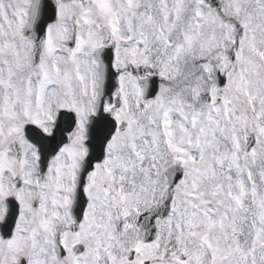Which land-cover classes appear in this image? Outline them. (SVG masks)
I'll use <instances>...</instances> for the list:
<instances>
[{"label":"rangeland","instance_id":"obj_1","mask_svg":"<svg viewBox=\"0 0 264 264\" xmlns=\"http://www.w3.org/2000/svg\"><path fill=\"white\" fill-rule=\"evenodd\" d=\"M29 1L0 0V102L4 95L11 93L10 86L16 84V76L11 71L15 70V66L10 67L7 65L12 64L15 59L19 65L25 63V57L29 56L31 50L28 40L21 37ZM122 2L131 6L132 12L136 9V0H122ZM222 3V15L217 16L215 23L210 22V24L208 19L203 16L204 13L199 14V9L207 11L200 0H197L195 4L197 7L195 14L192 13V9L190 14H186L188 5L192 8L191 0H146L142 11L139 12L140 17L136 27L137 30L139 28V31H142L151 23L153 24L155 18H161L165 22L163 26L157 23L158 29H152L157 33L151 31L152 25H150L147 41L161 45L162 40L171 38L172 28L178 27V22H180V30L177 35H181L186 43L185 45L183 43L175 45L171 60L168 56L165 62L162 60L157 62L159 57H156L153 63L157 66V62L158 67L162 68L161 75L164 78L174 77L179 70L184 78L183 90H187L190 99H185L184 102L178 98L177 92H171L165 85L164 92L161 93L164 97L163 99L161 96L163 102H154V110L157 113L159 107L167 105L165 107L167 108L177 99L183 105L178 113L187 114V111H198L201 115L193 117L194 125H196V131L193 132L194 138L184 139L185 147H180L179 158L187 169V177L183 187L176 195L173 214L164 224L162 233L168 235L172 230V234L180 239L184 246L182 252L186 256L184 264H191L193 233L190 228L193 230L194 227L198 229L200 234L208 233L210 238H214L213 246L215 243L221 242L224 251L228 254L223 258L216 257V252L212 250L209 244L208 247L200 248L198 264H209L207 261L209 256L210 259L214 260V264H264V245L254 244L250 238L254 237L256 230H259L264 238V51L254 50L257 46L264 47V35H262L264 32V17L262 25L254 30V37H251L254 29L252 27L256 26L261 19V8L264 5V0H222ZM100 5L102 6V1H100ZM108 5L110 8H114L113 3ZM241 8H246L247 13L241 14ZM73 9L75 8L72 6L63 9L59 26L68 24V19L73 14L76 21L78 20L79 27L81 25V30L84 32L83 36H89V28H93L101 20L90 18L87 28L83 22L85 19L81 18L79 13L77 17L76 13H73ZM262 15H264V11ZM104 16L111 23L117 25L118 21L110 16L108 12ZM237 23L243 27L244 31L250 32L248 38L243 37L239 40V44L245 39L246 41L250 39V41L247 48L242 45L237 49L235 60L230 64L226 51L230 48L235 37ZM16 24H18V29L15 28ZM90 31L94 35L95 31ZM158 39L161 41H158ZM18 41L23 44L20 49ZM80 45H83V43H80ZM83 49L85 48L77 46L73 54L81 55L87 68L93 66L91 57ZM164 50V45H161L159 52L163 53ZM19 52L20 54L17 55ZM177 55L180 56L177 57L178 60ZM82 67L80 64L76 67V61L72 60V76L69 77V82L65 83L66 79L62 72L67 70V65L58 55L52 54L47 64L43 92L47 93V89L53 90L58 86L55 79L60 73V85H64L62 91L69 96L67 97L68 102L82 98L84 92L76 91L78 94H74L79 83L76 68L80 71ZM217 68L228 77L225 89L219 91L212 82V74ZM87 72L90 73L89 70ZM28 74L25 75L28 76ZM243 80L244 84L242 85ZM86 81L87 79H84L82 84H85ZM35 84L36 81L31 75L28 84H21V88L28 86L27 88L31 89ZM239 92L242 93V96L238 94ZM205 93H210L216 98V101H218L217 98L220 101L216 102L211 96V100L207 105H203L204 107L201 109H196L191 103L192 100L200 102ZM50 94L48 93V95ZM37 95L32 92L22 93L19 91L16 94V99L12 98L8 101L6 108L11 111L12 109L18 110L17 112L24 110L23 112L27 118L29 112L34 109ZM47 98H45V106L49 104ZM22 99L25 105L22 104ZM255 101L256 107L254 105ZM39 103L41 105L42 101ZM53 108L50 109L49 116H51ZM172 108V114L174 115L176 108L174 106ZM12 113L15 114L13 111ZM11 119L12 114H9L5 121H0V135L2 134V128L5 133H10L12 130L11 122L13 121ZM124 120L130 126L129 139L145 132V129H137V126L133 125V123H136L133 117ZM164 123H168L172 127H183V123L174 120L173 116H167L163 109L160 112L159 124L164 127ZM137 131L138 133L134 136ZM252 132L255 133L256 137L255 145L246 155L243 142ZM155 133L161 135L158 131H155ZM163 134L170 136V132L164 131ZM13 136H16L17 140L21 139L19 135L13 134ZM172 136L174 141L182 140L183 133L176 130L172 133ZM138 139V137H135L131 141L135 142ZM124 141L117 135L113 140L114 145L111 146L110 152L117 154L121 169L130 170L132 172L130 176L133 175L135 169L143 172L148 167L150 160V157L144 152L148 146L140 143L134 144L131 141L122 143ZM4 142L5 139H3V142L0 141V152H2ZM32 152L34 154L33 150L29 151L28 154ZM130 154H135L136 164L132 161ZM201 159L202 161H200ZM6 160L7 157L0 161V165L5 163L4 171H8L10 168V163ZM190 172L194 174L195 181L190 177L192 174ZM228 179H233L232 184ZM223 181L230 187L243 186L244 189L225 193L222 187L224 186ZM245 182L249 184L250 192L247 190ZM214 197L216 199V210L213 209ZM48 202L49 199H46L47 207ZM220 212L222 213V219L226 220H217L216 215L218 214L219 217ZM248 214L252 215L251 221ZM32 219V216L23 217L24 222ZM32 222L36 221L32 220L30 223ZM242 239L246 240L242 242ZM167 242L170 243V246L166 248ZM173 246L174 243H172L171 238L170 240L168 238L158 240L153 245L152 257L160 258L166 254L164 249L172 250ZM175 249L177 251L178 248ZM174 264H177L175 257Z\"/></svg>","mask_w":264,"mask_h":264},{"label":"flooded vegetation","instance_id":"obj_2","mask_svg":"<svg viewBox=\"0 0 264 264\" xmlns=\"http://www.w3.org/2000/svg\"><path fill=\"white\" fill-rule=\"evenodd\" d=\"M144 185L149 187L150 189H152V188H154L156 186V184L154 185L152 180H145Z\"/></svg>","mask_w":264,"mask_h":264}]
</instances>
